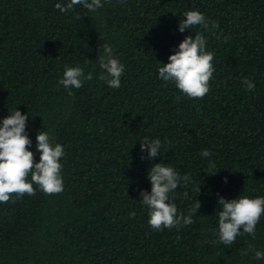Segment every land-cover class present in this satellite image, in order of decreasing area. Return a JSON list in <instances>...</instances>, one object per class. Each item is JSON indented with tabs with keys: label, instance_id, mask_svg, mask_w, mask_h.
<instances>
[{
	"label": "trees",
	"instance_id": "trees-1",
	"mask_svg": "<svg viewBox=\"0 0 264 264\" xmlns=\"http://www.w3.org/2000/svg\"><path fill=\"white\" fill-rule=\"evenodd\" d=\"M68 2L0 0V121L15 108L29 114L34 162L38 130L65 150L61 193L33 185L35 195L0 202V264H264L252 251L241 255L264 252V214L255 239L240 235L226 247L217 235L219 197L264 196V0H102L96 13L55 7ZM188 10L218 27L181 33ZM196 32L214 53L202 99L158 74ZM102 43L124 65L119 88L98 79ZM66 65L93 73L71 96L58 83ZM145 137L160 139L161 155L141 159ZM161 162L191 177L170 194L178 212L201 203L179 229L153 230L139 202L140 191H151L148 169Z\"/></svg>",
	"mask_w": 264,
	"mask_h": 264
},
{
	"label": "clouds",
	"instance_id": "clouds-1",
	"mask_svg": "<svg viewBox=\"0 0 264 264\" xmlns=\"http://www.w3.org/2000/svg\"><path fill=\"white\" fill-rule=\"evenodd\" d=\"M110 2V0H104ZM83 6L86 10L96 13L104 4L102 0H69L68 3H56L55 7L60 12L73 10L74 6ZM179 22V31L196 29L197 26L205 30L218 27L214 22L206 19L199 10H188L182 13ZM205 36L196 32L195 36H186L178 45V50L169 55L168 63H161L158 68L159 78L163 81L174 82L176 88L189 98H203L210 91V80L215 71L212 61L214 53L206 50ZM99 67L101 72L98 79L107 83L109 87L119 88L121 76L124 73V65L114 57L113 48L107 43H102L99 49ZM93 73L88 72L85 76L83 68L79 66H65L63 76L59 79V85L68 90L82 87L83 80H91ZM246 90L252 91L254 83L247 77L241 81ZM9 115L0 121V202L7 203L13 194L17 199L25 194L35 195L36 185L45 194H59L63 191V177L60 162L65 155L64 147L54 142L49 132L38 130L36 134V150L39 152V162H34L35 157L29 147L32 144L26 131L29 114H22L15 108L9 111ZM141 152H147L151 159L161 155L160 139L145 137L140 141ZM202 157H209L211 153L204 149ZM209 168L215 169V164L209 161ZM218 172H214L212 175ZM30 176V180H29ZM147 179L151 183V191H140L139 201L146 207L149 216L148 224L153 230L164 228H177L193 223V216L201 207L199 200L193 204L185 215L178 212L177 206L171 200V195L180 185L190 183V175L181 176L172 167L164 163H156L148 169ZM227 183V178L224 180ZM200 192V187L197 189ZM13 202H15L13 200ZM218 205L221 208L218 214V242L230 247L240 235L247 234L255 239L256 225L264 214V196L251 198L238 196L235 199L219 197ZM131 217L136 213L131 212ZM242 229V230H241ZM215 242V241H214ZM248 251L254 252V258L264 259V252L255 249L242 250L241 255H247Z\"/></svg>",
	"mask_w": 264,
	"mask_h": 264
}]
</instances>
